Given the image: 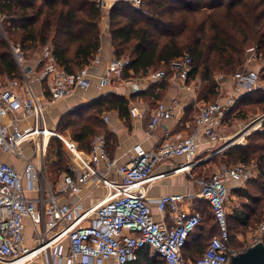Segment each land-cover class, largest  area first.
I'll use <instances>...</instances> for the list:
<instances>
[{"label": "built area", "instance_id": "1", "mask_svg": "<svg viewBox=\"0 0 264 264\" xmlns=\"http://www.w3.org/2000/svg\"><path fill=\"white\" fill-rule=\"evenodd\" d=\"M101 10H109L118 0H95ZM140 7L143 0H127ZM22 79H0V264H26L36 257H44L49 264H127L138 259L139 252L150 246L155 255L162 256L169 264H229L233 255L258 242H264V224L248 245L237 249L231 242L228 223V205L231 182L238 187L258 175L256 165L236 164L223 166L210 174L194 178L193 158L201 137L209 142L222 138L227 112L235 96L226 100L205 103L199 108L194 122L187 123L189 133L166 130L158 146L152 149L136 148V156L129 163H120L112 157L105 135H96L90 151L79 148L69 134L48 124V110L59 100L86 92L95 82L100 89L121 82L131 63L130 57H114L102 74L90 66L75 73L61 66L52 47H46L42 68L38 74L44 88H34L27 76V52L20 43L11 44ZM259 55L253 47L243 68L231 77L238 91L261 87ZM193 59L184 55L173 62L174 74L187 84ZM161 80L167 76L164 69L149 73ZM181 100L173 97L160 101L153 110L150 129L164 120L184 113ZM133 116H141L138 106L130 108ZM106 122L109 116L104 115ZM261 126V121L255 128ZM61 140L70 152L69 170L57 185H52L46 172L45 155L51 139ZM246 144L243 136L238 140ZM231 145L226 143L216 153ZM20 159L22 170L2 154ZM186 161L176 164L175 170L187 172L198 186V192L163 194L156 207L162 214L170 212L172 223L166 218L157 220L148 197L149 186L164 176L155 174L157 166L177 157ZM88 187L87 190H83ZM101 193L98 195V192ZM87 192V193H86ZM94 198L88 203V196ZM210 202L220 234L210 241L203 256L185 259L183 247L189 235L203 217L198 211L184 210L185 201ZM35 219L38 231L36 243L28 246L26 220Z\"/></svg>", "mask_w": 264, "mask_h": 264}, {"label": "trees", "instance_id": "2", "mask_svg": "<svg viewBox=\"0 0 264 264\" xmlns=\"http://www.w3.org/2000/svg\"><path fill=\"white\" fill-rule=\"evenodd\" d=\"M102 16L103 10L95 0H0V30L4 26L10 40L20 43L29 53L50 45L57 62L71 73L90 66L96 59L102 46ZM110 37L115 57L131 58L123 80L143 76L152 69H164L168 78L174 71L173 62L187 54L193 59L187 83L200 77L206 83L202 92L207 97L206 103H211L219 92L216 74L232 77L243 68L251 48L264 49V0H143L140 7L118 0L110 11ZM0 76H6L0 77L2 81L22 79L1 31ZM153 92L156 93L155 87ZM129 103L124 95H103L91 105L68 111L58 128L71 130L82 150L90 151L94 137L102 133L108 145H112L114 135L100 115L111 109L125 115ZM251 105L264 107V88L246 92L227 112L226 119L239 108L245 113ZM59 142L56 151L59 159L51 165L54 172L67 165ZM213 157L194 168L205 170V164L214 161L216 155ZM217 157L236 164L252 165L257 161L258 181L251 179L245 187H234L231 191L247 201L243 208L236 207L233 211L236 222L249 226L252 220L259 221L264 216V131L254 133L246 144L227 147ZM205 174L210 173L192 175L198 178ZM253 182L263 195L247 188ZM196 211L203 219L183 247L185 259L203 256L212 238L221 232L209 201L200 200ZM231 215L229 212V231L235 246ZM127 264L169 263L162 256L152 257L148 245L139 252L137 260Z\"/></svg>", "mask_w": 264, "mask_h": 264}, {"label": "crops", "instance_id": "3", "mask_svg": "<svg viewBox=\"0 0 264 264\" xmlns=\"http://www.w3.org/2000/svg\"><path fill=\"white\" fill-rule=\"evenodd\" d=\"M110 11L111 8L103 12L101 21L102 46L96 57L99 59V61L94 65L93 68H91L92 72L99 75L106 71L111 60L115 57L114 47L112 45V40L110 37ZM46 47L51 46L48 45ZM46 47L41 50L31 51L30 53L27 52V68H31L30 71L27 70V76L38 93H40L41 89L44 88V83L41 82L38 74L40 73L42 68V57L45 53ZM153 71L155 70L152 69L143 76L139 75L137 77H130L126 79L127 81L125 82L115 80L111 85L103 89H100L95 82L86 92L82 91L81 94L79 92L76 95H72L52 104V106L49 107L48 116L49 111L52 109L51 112H53V109L55 107L59 111H61V113H66L68 111H74L81 105H91L95 100L103 95H124L130 100L129 110L125 115H122L117 109H111L102 112L100 116L103 122L107 125L110 133L114 135L113 144L109 145L110 155L117 158L120 163H129L136 156L137 146H140L144 149H152L157 147L159 142L164 137L166 130L169 129L175 133H189L192 128L188 127L186 124L189 122H194V118L198 114L199 108L207 102V97L205 94H203L206 83H204L200 77H197L196 79L188 82L187 84L191 86V89H186L183 85L184 82L180 78H177L175 76L174 71L168 78H164L161 80L152 78L149 75V73ZM219 83L220 86L218 88L219 92L217 99L226 100L227 98L233 97L234 95L235 99L232 106H234L246 92L250 91H238L237 89H235V82L232 78L228 79L226 82ZM153 87H155L156 93L153 92ZM173 97H178L181 100V107H183L184 113H176L173 118L164 120L161 124L156 126V128L150 129V123L153 120V110L155 109L158 102H167ZM133 105L138 106L142 113L141 116H133L131 114L130 108ZM104 115L109 116L108 122L103 119ZM230 120V117L225 120V124L223 125L222 138L227 135L225 127ZM55 129H57V127ZM58 131L69 134V129L65 131ZM220 141L209 142L205 137H201L195 156L201 152L206 153L207 151L208 152L205 156L210 154V152L219 155L220 153H216V151L220 148V146L217 145L218 143H220ZM225 144L221 145V147H223ZM64 148L66 149V147ZM68 153L70 154L69 151ZM2 157L8 161H13L18 165L20 170H22L23 162L20 159L5 153L2 154ZM186 159L187 158L184 156L174 158L172 160L159 164L155 170V174L164 175L151 182L148 192V197L152 202L154 215L157 220H163L166 218V221L171 224L173 217V215L169 212L162 214L158 211L156 204L161 195L169 193H184L187 191L198 190V186L193 182L191 176L187 172L182 170H175L176 164L181 161L184 162L186 161ZM193 161L196 165L202 162L201 157L199 158V160L197 159ZM196 165H194V167ZM68 170L69 168L65 172H67ZM231 185L233 186L232 189L234 187H238V184L235 181H232ZM87 189L88 187H85L83 190L85 191ZM100 193L101 191L98 192V195ZM93 200L94 198L89 195L87 202L91 203ZM199 204L200 200H187L181 204V207L184 210L194 211L198 210ZM35 219H37V216L34 218H28L26 220V233L28 237L26 244L28 246L36 243V238L38 237V231L35 230L34 226ZM151 255L152 257L157 256L153 254L152 251ZM26 264L49 263L44 257L40 256L28 261Z\"/></svg>", "mask_w": 264, "mask_h": 264}, {"label": "rangeland", "instance_id": "4", "mask_svg": "<svg viewBox=\"0 0 264 264\" xmlns=\"http://www.w3.org/2000/svg\"><path fill=\"white\" fill-rule=\"evenodd\" d=\"M0 20H2V19H0ZM1 27H2L0 30L1 34L7 40L8 44L11 48V44L16 43V42L11 41L9 33L6 31L4 26H1ZM101 34H102V30H101ZM256 52L257 53L259 52L258 62H259L260 68H261V72H260L261 87L264 88V49L258 48V50H256ZM26 56H28V53L26 54ZM158 70H161V69H156L155 71H158ZM0 77L5 78L6 76H0ZM230 78H231V74H229V75L222 74V73L216 74L217 81H219L221 83L226 82ZM216 100H218V99L216 98ZM51 110L49 111L48 124L52 128L57 127L56 130H61L62 127L59 129L58 124H59L60 120L64 117V115L67 114V112L61 113V111H59L56 107L53 109V112H51ZM242 112L243 111H241V108H239L238 110L233 112V114L230 117L231 120L228 122L227 126L225 127L226 133H227V135L225 136L226 138L223 137L222 138L223 140L221 139L223 142L220 141V143H218L217 145H219L221 147V145H223L225 143H230L231 145H229L228 148H231V147L236 146V145H242L239 143L238 140H242L243 136L245 137L246 143H247V142H250V137H252L254 133H256L258 131H264V107L259 109V107H256L255 105H251V109H247L245 111V113H242ZM260 121H261V126L258 129L255 128V124L260 122ZM69 134L71 136H73L71 130H69ZM102 134H104V133H102ZM59 141H61V140L53 137L49 143V146L47 148V152L45 155L46 172L48 174L49 181L52 185H57L61 181L64 172L69 168L70 163H71V155L64 148V144L61 141L62 152L64 153V156L67 160L66 168H63L59 172H54L51 169V165L59 159L58 155H56L57 144L60 143ZM225 150L223 151V153H220L219 156H222L224 154ZM207 152L206 153L201 152V153L197 154L193 158V160H197L201 157V161L202 162L204 161V163H205V161L208 162L209 158L213 157V155L214 156L216 155V154H213L210 152V154L205 156L207 154ZM217 156L218 155H216V159L214 161L210 162L209 164H205V170L203 169V167H201V168L200 167L199 168L193 167L194 169L192 168V170H191L192 174L197 175V174H200L203 172L211 173V172L217 171L219 168H221L223 166L236 165V163H232V162L227 161V160L223 161V159H221V157H217ZM250 164L256 165L257 168L259 167V165L257 164V161L252 162ZM258 178H256V179L253 178L252 181H254V180L258 181ZM246 184L247 183L243 184L240 188L245 187ZM247 188L249 190H251L254 194L263 195L260 187L257 186V184H255L254 182L248 184ZM194 191L198 192L197 190H194ZM245 203H247L245 198L240 197V196L234 194V192L232 193V191H231L230 197H229L228 210H229L230 214H232L231 215V224L233 227L232 232L234 234V243H235V247L237 249L243 248L244 246L248 245V243L252 239H255V236L257 234H259V232H260V230L264 224V216L259 221H253L252 220L249 226L239 225L236 222V220L233 217V211L236 209V207L237 208H243ZM188 212H190V211H188Z\"/></svg>", "mask_w": 264, "mask_h": 264}, {"label": "water", "instance_id": "5", "mask_svg": "<svg viewBox=\"0 0 264 264\" xmlns=\"http://www.w3.org/2000/svg\"><path fill=\"white\" fill-rule=\"evenodd\" d=\"M31 68H27L30 71ZM229 264H264V242H258L232 256Z\"/></svg>", "mask_w": 264, "mask_h": 264}]
</instances>
